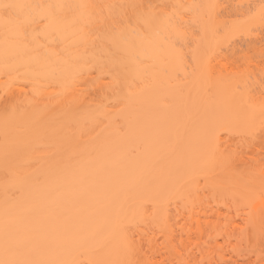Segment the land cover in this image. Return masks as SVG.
<instances>
[{
  "label": "bare ground",
  "instance_id": "obj_1",
  "mask_svg": "<svg viewBox=\"0 0 264 264\" xmlns=\"http://www.w3.org/2000/svg\"><path fill=\"white\" fill-rule=\"evenodd\" d=\"M133 1L142 0H0V264H156L143 241L150 232L169 239L184 206L193 218L198 178L214 187L223 173L226 193L250 192L248 206L255 198L217 141L264 106L245 82L222 88L205 70L224 0H170L181 5L172 13L193 2L207 30L191 85L181 77L186 48L171 34L186 38L178 14L145 0L134 11ZM255 213L250 222L263 224L264 199Z\"/></svg>",
  "mask_w": 264,
  "mask_h": 264
},
{
  "label": "rangeland",
  "instance_id": "obj_2",
  "mask_svg": "<svg viewBox=\"0 0 264 264\" xmlns=\"http://www.w3.org/2000/svg\"><path fill=\"white\" fill-rule=\"evenodd\" d=\"M182 1L179 2L178 0L175 2L181 3ZM190 1L196 2L194 4H197L198 2L199 3L198 5H200V3L202 2L200 0H190ZM138 2L139 1H137V3ZM142 2L143 0L139 3H142ZM144 2L145 4L152 6V9L154 8L155 10L159 12H163L162 10H164L165 12L171 11L170 12V14H172L171 15L172 17L170 16L171 18H174L175 17L174 15L178 14V16L175 17L176 19L174 18L172 22L176 24L177 19H178V24L174 26L175 27L180 26L181 28L179 27L178 32H180V30L181 31L184 30L183 33L186 34V35L184 34L186 38L185 36H183L185 40L182 41L180 39L181 41H179L177 37L179 38L180 35L175 36L174 32L172 33L171 31V34L173 37L172 38L170 32L168 34L170 35V38L174 40V41L172 40L173 43L174 42L175 44L178 43L176 44L177 46L180 47V45H182L181 48H186L187 53L185 52L184 49H182L184 51L185 61H188L186 62V64L188 63L187 65L188 66L190 65V67L192 65L191 68L188 66H185V68L187 67L186 72L188 69H190L191 71L192 70L195 71L196 69H194L193 67L194 61H195L194 57L198 55V53L201 51L199 50L197 46L196 40H198V38L201 36L200 30L202 31V28L204 26V25L202 26L201 23L200 24L198 23V21L200 22L199 18L201 19V16H202L201 14L199 15V18H197L198 20L195 19L196 23L194 22V19H193L195 18L194 15L196 14V10H198L199 8H196V10L193 9L195 13L193 14L194 16L193 17L191 15V13L193 12H191L192 10L190 9L191 2L188 4L189 10L187 9L190 14L188 13L187 10L184 11V6L182 7L183 9H181V11L179 10L180 11L179 13L178 12L172 13V10L175 8V6L179 8L177 4L174 5L173 7L174 1L172 2L170 0H145ZM186 2L184 0V3ZM137 3H135V5L131 7V9H133L134 11L140 9L141 5L145 6V4L142 3L140 4V8H139L136 5ZM171 3H172V7H171ZM222 4H223L222 7L221 8L219 7L220 10L218 11L219 19L217 18L218 20L221 19V22L220 21L216 22L217 19L213 21V22L218 23L217 24L218 26H216V29H214L215 26H213L212 24L213 30H216V31H215V34L211 36V38L217 37L215 35L216 33H218V42H216V44L214 42V44L217 45V47L216 46L213 47L216 49L211 48L210 50H206L207 51L206 54L211 52L209 57H208L209 54L203 55L199 53L197 60L200 61L199 59V57H201L200 54L203 56H207L206 59L208 60L206 59L205 60L208 64L210 62L211 65L209 66L212 67V68H209V66H207L208 64L204 62L205 65L207 66V68L205 67L206 68L205 70H208L206 71V73L208 72V75H210L209 72L211 71L210 79L212 83L210 84H214V82H217L219 80L222 85V88H225L223 86L225 84H228V81L230 82V80L231 81L237 80L236 83H238L239 86L244 85V84L240 85V83L245 82V87L242 86L241 90L243 88L246 89L247 87L246 90L249 91L252 96L254 95L256 97L255 98L253 96L255 99H257V102L259 101L258 102L259 104L262 103L261 105L264 106L263 104L264 103V0H224ZM198 5L196 7H198ZM126 8L128 9V7ZM180 8H181V5H180ZM131 9L126 11V13L128 12L129 14V11L130 12L132 11ZM141 9H143V7ZM145 9L146 8H144L143 10ZM199 11H201V9H199ZM199 11H197L198 14H199ZM126 13L124 12V15ZM160 14L164 16L162 13ZM204 15H203V18L205 17ZM129 16L130 15H127V17ZM170 17L167 16L166 18H168L169 22L171 23ZM205 21H206V17H205ZM205 21H203L204 24H205ZM180 22L181 23L184 22V23L181 24ZM199 25H201L202 27ZM205 26H207L206 28H208V24H206ZM212 26H210L209 28H211ZM206 31L205 32L202 31V32L206 33ZM210 32L212 33L213 31H210ZM208 38L210 40V37ZM199 39L203 41V43L204 42L206 43L205 37H204L205 40H202L203 37ZM211 40L212 42L214 41L213 39ZM214 44H212V46ZM212 46L209 45V47H212ZM202 50L204 51L205 49H202ZM186 58H188L189 60H187ZM196 62L197 61H195V63ZM197 64L198 63H196V65ZM199 65H203V63L202 64L199 63ZM203 66H200V68ZM190 70H188L187 76H181L182 78H184L183 80L185 79L188 80L189 79L188 76H191V78H193L192 72ZM197 73L199 74L200 72L198 71ZM197 73H196L195 78H197L198 76ZM206 73L205 75L207 76ZM205 75L203 76L205 77ZM222 79H224V81ZM190 81H192L190 83L191 85L193 83V80H190ZM194 82H196V79ZM218 85H216L215 87L218 88ZM230 85H231V82H230ZM213 87L214 85L212 86L210 85V88H208V91L213 93L215 90H218L215 87L214 88ZM218 92H221V91L218 90ZM91 93H93V91H91ZM212 95L214 96L215 94H212ZM4 96L5 95H3V97ZM5 99L7 100L8 98H5ZM11 100L10 99L9 101L7 100L8 101L7 103L8 104L9 102L11 103ZM260 108L264 110L263 107H260ZM262 114L259 115V116H262L261 119H258L259 116L258 118L256 117L259 123L260 122L261 123L259 124L257 123L258 122L257 121L255 123L257 125L255 129H254L253 123L257 119L252 121L253 122L252 125L250 124L251 122L248 123L246 127L247 129L243 128L245 129L243 130V132L241 131L242 129H240L242 133L239 130L237 133L235 131L236 134L234 132L229 133V131H226V130H224L223 132L220 131L222 132V134L218 133L221 139L220 138H219L220 140L218 139L219 142L217 141V145L219 146L220 142H222L221 143L222 144L221 150H223L222 154L224 153L229 159V161L227 160L229 169L230 167H232V169H230L232 171L229 170V172L233 173L232 175L234 178H236L237 181H240L241 179L243 183L245 182L244 183L245 187H247V190L246 188L245 190L247 192L252 191L253 194L255 195L251 197V199L255 197L252 201L249 200L250 206H248V203H246L247 205L245 204L246 206L243 205V203L246 202V201L244 202L245 196L243 197V199H241L240 195H236L237 193L236 194L234 193V195L232 194L233 192L229 194L228 192L230 191L228 189L223 190L224 188L219 187L221 186L220 184L223 183L225 180L227 179L229 180V178H226V176H224L225 174L221 173L219 174V176H217L218 180L216 182H221L220 184H216L214 186L217 190L212 185H208L205 182L207 181V179L205 180L202 178H198L197 182L195 183L198 184V181L199 183L201 182V184L198 185L199 188L196 187L198 188V193L200 194V196L199 194L197 195L200 197V201H198L199 197L197 200V198H195L197 196L196 195L193 196L194 199L198 201V203H196L198 204L196 205L197 208H194V205H193L194 212H191L190 214L192 215L193 213V218L192 216L191 218H189V216L186 213H184V210L187 211V207L185 209V206L179 203L180 205L178 204L176 207L177 209H179L181 207L178 208V206H184V209L181 208V210H183L181 212L182 214L184 213V215L178 214L180 216H176L177 214H175V216L177 217L176 221L174 222L171 221L173 223L172 224L173 230H172V233H170L171 231L169 232L172 235V236L171 235L169 236L170 240L161 234L156 235L155 232H152V233L156 236H153V235L151 236V232H150L149 236L151 238H149L147 242L143 241L145 242L143 244L147 243L148 247L151 246L149 247V250L150 248L153 247L152 251L150 250L151 253L149 254L151 255V259L153 258L152 260H154V263L156 262V264H162V263L163 264H264V223L254 224L252 221L250 222L249 220V218H251L254 214H256L255 211H256V207L258 206V202L264 199V114L263 115ZM247 130H249L250 132L249 134L251 135H249L246 132ZM218 134L214 133L213 135H218ZM217 138L218 136L216 137V139ZM224 154H223V157L226 158ZM222 174H223V177L221 176L222 178H220V175ZM237 178L238 179L240 178V179L238 180ZM200 179H202V181ZM222 180L224 181L222 182ZM227 190H228L227 192L228 194L226 193ZM191 192L192 191H190V193ZM249 193H245V195L247 194L249 195L248 198L246 196L247 200L250 198ZM194 199L191 197L189 201L193 202L192 200ZM174 200H177V199H174ZM241 200L243 201L241 202ZM172 202H170L171 209H172V206H174L172 204L173 203L175 204V201L173 203ZM178 202H181V201H178ZM193 203H189V204H193ZM199 203H200V206H199ZM176 207H175V211L177 213ZM146 233H149V232H146ZM148 243H152V244L149 245ZM143 246L145 247V245ZM149 250L148 252H150Z\"/></svg>",
  "mask_w": 264,
  "mask_h": 264
}]
</instances>
